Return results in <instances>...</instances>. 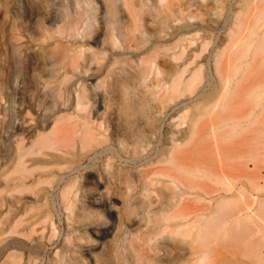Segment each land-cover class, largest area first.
Returning <instances> with one entry per match:
<instances>
[{"label": "rangeland", "instance_id": "1", "mask_svg": "<svg viewBox=\"0 0 264 264\" xmlns=\"http://www.w3.org/2000/svg\"><path fill=\"white\" fill-rule=\"evenodd\" d=\"M248 213L264 0H0V264H264Z\"/></svg>", "mask_w": 264, "mask_h": 264}, {"label": "bare ground", "instance_id": "2", "mask_svg": "<svg viewBox=\"0 0 264 264\" xmlns=\"http://www.w3.org/2000/svg\"><path fill=\"white\" fill-rule=\"evenodd\" d=\"M247 1L250 2V1H254V0H247ZM204 110H205V108H204V106H202L195 111V113L193 114V116L191 117V119L189 121L188 126L186 127V129H184L183 133L180 136L181 142H186V141L190 140L192 137H194L196 144L199 145L202 142L204 136L206 135L207 129L210 128L213 130V127L211 125L207 124V122H202L200 119V118H202V116L205 115ZM228 124H231V123H228ZM232 124H234V122ZM182 154L183 153H178L175 156V158L178 161L182 160L184 158ZM203 175L206 177L212 178L218 182H225V183L232 184V185L236 184V182H238V180H239L233 173L228 171L223 164H220L219 171H213L212 170V171H209L208 173H204ZM243 176L246 178H249V172L247 170H245L243 173ZM233 199L234 198H230L229 202H231ZM247 216H248V218L251 219V221L253 223H255V225H257V227H258L257 231L264 238V222H263V224H261L260 219L259 220L256 219V217L252 213H250V214L248 213ZM144 245L147 248H149L151 246V241L146 240Z\"/></svg>", "mask_w": 264, "mask_h": 264}]
</instances>
